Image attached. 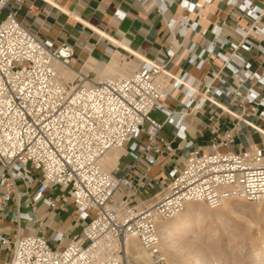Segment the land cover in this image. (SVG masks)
Returning a JSON list of instances; mask_svg holds the SVG:
<instances>
[{"label":"built area","instance_id":"built-area-1","mask_svg":"<svg viewBox=\"0 0 264 264\" xmlns=\"http://www.w3.org/2000/svg\"><path fill=\"white\" fill-rule=\"evenodd\" d=\"M21 2L0 0V14L6 11L0 20V205L19 206L23 197L59 210L68 203L81 233L62 247L52 246L32 226L13 240L0 237L9 249V264H144L127 252L131 240L152 264H166L157 226L182 212L186 203L214 209L227 199L264 200V140L260 148L221 150L234 128L216 134L206 148L187 142L182 165L169 170L163 183L155 175L148 183L146 173L157 163L154 154L171 150L161 135L171 120L162 102L172 90L197 80L186 72L170 76L162 65L141 60L126 76L92 80L78 70L72 81H65L58 67H71L73 46L37 38L17 18ZM246 9L258 18L254 6ZM179 24L195 28L185 17ZM235 29L247 32L242 25ZM247 72L240 69L235 76L242 81ZM215 79L222 89L213 86ZM225 83L219 70H212L203 92L237 93ZM257 96L255 91L246 94L249 102ZM156 109L167 113L165 120L151 116ZM257 115L264 119V110ZM122 147L131 159L127 169L117 174L119 159L112 169H103L107 151ZM144 189L155 192L142 199Z\"/></svg>","mask_w":264,"mask_h":264},{"label":"crops","instance_id":"crops-1","mask_svg":"<svg viewBox=\"0 0 264 264\" xmlns=\"http://www.w3.org/2000/svg\"><path fill=\"white\" fill-rule=\"evenodd\" d=\"M253 6L257 19L246 9ZM16 12L37 38L73 46L71 67H66L71 75L59 67L65 81H72L78 70L98 80L110 73L109 63L121 62L128 71L136 69L141 60L162 65L170 76L186 72L197 80L189 88L172 90L162 102L171 120L165 122L161 135L171 150L154 154L157 163L146 173L148 183L152 184L154 175L163 183L169 170L182 165L189 141L206 148L216 134L234 128L228 146L221 150L262 146L264 119L257 114L264 110V104H258L264 98V0H22ZM184 17L195 23L193 30L181 28ZM238 25L247 32L237 31ZM240 69L249 71L242 81L235 76ZM212 70H219L225 84L237 93L203 92L202 83ZM213 86L224 87L218 79ZM249 91L258 93L253 102L246 98ZM166 115L158 109L151 112L158 120H165ZM115 153L120 156L117 174H122L130 158L123 155L124 148ZM122 159L128 161L123 167ZM34 189L29 188L30 196ZM154 192L144 189L140 197L148 198ZM29 226L59 247L81 233V222L68 203L59 210L43 200L32 203L23 197L19 206L12 202L0 205V237L13 240L17 232L28 233ZM9 258L8 247L0 241V264H9Z\"/></svg>","mask_w":264,"mask_h":264},{"label":"bare ground","instance_id":"bare-ground-1","mask_svg":"<svg viewBox=\"0 0 264 264\" xmlns=\"http://www.w3.org/2000/svg\"><path fill=\"white\" fill-rule=\"evenodd\" d=\"M59 67L64 68L65 72L70 73V75H71V72L65 66L64 67L59 66ZM59 67H58V71H59ZM135 70L136 69L128 70L124 74H111V75L99 77L98 80L109 77V76H126ZM59 73H60V71H59ZM121 149H123V147L122 148H114V149H110L109 151H107V153L103 156V158L101 160V164H102L103 169L110 170L116 164L119 156L116 153H113V151H117V150H121ZM233 202H235V205H236L240 201L238 199L224 200L218 207H216L217 209L214 208V210H215L214 212L203 209L204 207L202 205H200L202 207H195V204H203V203L188 202V203H186L185 208L182 210V212H180L179 214H177L176 216H174L171 219L160 221L158 223L157 227H158V233H159V236L161 239V248L164 245L163 243L172 242V243L166 245L165 247H167L169 249L176 250L175 248H173L174 247L173 244L177 240H179L178 242H181V241L186 242L187 244H190L191 246L193 245L195 247V252H193L195 254L192 256L193 257L192 260H189L188 258L186 260H184L183 257H181L182 258L181 259L180 257L174 255L173 260L167 259L166 264H183V263L184 264H225L220 259H216V258H214V256H212L213 253H214L213 255L216 254V252L213 251L215 246L213 247L214 242L212 240V237H214V235L216 233H218L217 230L212 228V226L211 227L210 226H202L201 224L207 219L218 220L219 222H221L223 224L219 228V229H221L220 232H225L229 226V222L227 220H225L221 211H224L226 209H231ZM233 206H234V204H233ZM191 228L197 229V232L192 237V239H194V240L193 241L192 240H190V241L182 240L181 237L185 236L189 231H191ZM203 242H206V244L204 246L202 245ZM226 243H228L230 246L234 245V243L232 242V239H230ZM201 245L203 247H198ZM211 247H213V249ZM222 248H220V249H222ZM225 248L228 251V248L227 247H225ZM126 250L129 254L133 255L136 259L140 260L144 264H152L150 262V260L148 259V256L146 255V253L143 250H141V248L139 247V244L136 240H131L126 247ZM206 250L208 251V253H205ZM209 250H212L213 253L212 252H211L212 254L209 253L210 252ZM223 250H224V248H223ZM236 250H235V252H236ZM224 257L226 259L227 258L231 259L232 264H264V249L260 250L257 248H252L250 251H243L240 254H237V253L235 254L234 252L233 253L226 252V253H224Z\"/></svg>","mask_w":264,"mask_h":264},{"label":"rangeland","instance_id":"rangeland-1","mask_svg":"<svg viewBox=\"0 0 264 264\" xmlns=\"http://www.w3.org/2000/svg\"><path fill=\"white\" fill-rule=\"evenodd\" d=\"M5 14H6V11L3 10L0 14V20L5 17ZM127 59H130V56H127ZM116 62L112 66H110V63H109L107 68H108V72H110V73H108V74H124L126 72V68H123L121 66L122 63L121 62L116 63ZM106 74H105V76L108 75V74L107 75ZM115 152H119V150L113 151V153H115ZM121 154L122 153H120V155ZM127 162L128 161L122 159L120 161V166L123 167L124 164ZM18 184H19V182H18ZM239 201L240 202L237 203L236 205H235V202H233L234 206L232 204L231 209H226L224 211H221L225 220H227L229 222V226L225 232H220L221 229H219V228L223 224L221 222H219L218 220L207 219L201 224L202 226H210V227L212 226V228L217 230L218 233L215 234L216 236L214 235V237H212V240L214 242L213 247L215 246L216 249L215 248L213 249V247H211L213 249V251L216 252V254L213 255L214 253L212 250H209L210 251L209 253L212 252L213 254L212 253L211 254H212V256H214V258L220 259L225 264H232L231 259H229V258L226 259L224 257V253H226V252H230V253L234 252L235 254L236 253L240 254L243 251H250L252 248H257L260 250L264 249V201L259 202L257 204L246 203V202L241 201V200H239ZM200 205H202L204 207L203 209H205V210H208L211 212L215 211L214 209H210V208L206 207L204 204H195V207H202ZM215 209H217V208H215ZM196 232H197V229L191 228V231H189L185 236H182V237L180 236V237L184 241H190V240L193 241L194 239H192V237ZM230 239H232V242L234 243L233 246L232 245L230 246L228 243H226ZM178 241L179 240L175 241V243L173 244V246H174L173 248H175L177 251L165 247L166 245H168L172 242L163 243L164 245L162 246V248H163L162 250L165 252L167 259L173 260L174 255H175V256H178L180 258L183 257L184 260H186L187 258L189 260H192L193 259L192 256L195 254V253H193V252H195V247L193 245L191 246L190 244H187L186 242H182V241L178 242ZM205 244H206V242L202 243L203 246ZM202 245L198 246V247H203ZM221 246L224 248V250ZM225 247L228 248V251L226 250ZM220 248H222V249H220ZM235 250H236V252H235ZM205 253H208V251L206 250ZM218 255L219 256L221 255L220 256L221 258Z\"/></svg>","mask_w":264,"mask_h":264}]
</instances>
